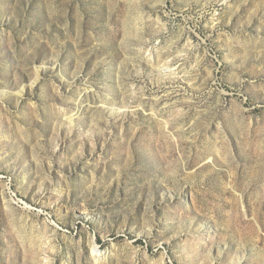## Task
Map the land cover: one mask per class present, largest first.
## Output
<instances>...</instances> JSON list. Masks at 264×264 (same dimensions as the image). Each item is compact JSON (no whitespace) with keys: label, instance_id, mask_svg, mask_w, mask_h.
I'll return each mask as SVG.
<instances>
[{"label":"rangeland","instance_id":"374dc122","mask_svg":"<svg viewBox=\"0 0 264 264\" xmlns=\"http://www.w3.org/2000/svg\"><path fill=\"white\" fill-rule=\"evenodd\" d=\"M0 264H264V0H0Z\"/></svg>","mask_w":264,"mask_h":264}]
</instances>
